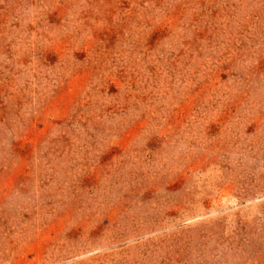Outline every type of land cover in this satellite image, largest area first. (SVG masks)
Returning a JSON list of instances; mask_svg holds the SVG:
<instances>
[{
  "label": "rangeland",
  "instance_id": "374dc122",
  "mask_svg": "<svg viewBox=\"0 0 264 264\" xmlns=\"http://www.w3.org/2000/svg\"><path fill=\"white\" fill-rule=\"evenodd\" d=\"M0 264H264V0H0Z\"/></svg>",
  "mask_w": 264,
  "mask_h": 264
}]
</instances>
